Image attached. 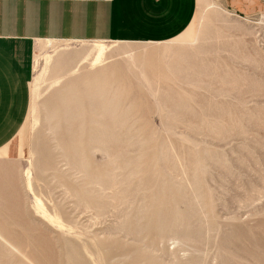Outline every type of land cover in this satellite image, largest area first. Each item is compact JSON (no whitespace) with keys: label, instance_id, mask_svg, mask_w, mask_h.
Instances as JSON below:
<instances>
[{"label":"rangeland","instance_id":"1","mask_svg":"<svg viewBox=\"0 0 264 264\" xmlns=\"http://www.w3.org/2000/svg\"><path fill=\"white\" fill-rule=\"evenodd\" d=\"M225 4L158 43H37L0 264H264V12Z\"/></svg>","mask_w":264,"mask_h":264},{"label":"crops","instance_id":"2","mask_svg":"<svg viewBox=\"0 0 264 264\" xmlns=\"http://www.w3.org/2000/svg\"><path fill=\"white\" fill-rule=\"evenodd\" d=\"M225 3L232 14L264 12V0ZM195 10L196 0H0V151L26 115L37 43H158L187 29Z\"/></svg>","mask_w":264,"mask_h":264},{"label":"bare ground","instance_id":"3","mask_svg":"<svg viewBox=\"0 0 264 264\" xmlns=\"http://www.w3.org/2000/svg\"><path fill=\"white\" fill-rule=\"evenodd\" d=\"M86 90H87V88L85 89V91H86ZM95 91L99 93L100 89L98 88V89H96ZM95 95H96V94H94V93L88 95V97L91 98V99H90V103H97V102H98L99 99H98ZM74 98H75V99H74ZM71 99L73 100L74 103H79V99H78V98L73 97V98H71ZM76 99H77L78 101H76ZM69 101H70V100H69Z\"/></svg>","mask_w":264,"mask_h":264}]
</instances>
